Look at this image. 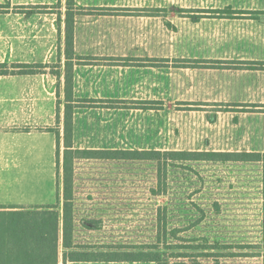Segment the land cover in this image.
<instances>
[{"label": "rangeland", "instance_id": "1", "mask_svg": "<svg viewBox=\"0 0 264 264\" xmlns=\"http://www.w3.org/2000/svg\"><path fill=\"white\" fill-rule=\"evenodd\" d=\"M4 1L0 58L40 63L48 71L59 101L53 129L60 168L57 176L55 155H41L31 177L8 178L0 199L53 204L58 183L63 207L68 1L80 10L73 38V149L264 151V11L175 8L172 0H32L9 11ZM184 164L169 168L161 193L154 161L74 158V241L93 250H134L155 241L159 206H166L168 231L178 229L180 238L264 239L262 162ZM212 251L223 254L197 261L264 264V249Z\"/></svg>", "mask_w": 264, "mask_h": 264}, {"label": "trees", "instance_id": "2", "mask_svg": "<svg viewBox=\"0 0 264 264\" xmlns=\"http://www.w3.org/2000/svg\"><path fill=\"white\" fill-rule=\"evenodd\" d=\"M70 2L64 18V153L62 162L63 207L59 209V192L53 204L32 206H7V213L1 219L4 222L0 230V264H66L70 261H143L154 264H202L199 256H217L223 254V248L264 249V239L260 243L230 244L207 237L180 238L178 229L168 231L166 206H159L156 221V239L150 243L134 245V250L105 251L93 250L87 245H78L74 241V215L72 204L74 158H94L111 160H143L156 163L159 192H166V177L170 167L186 166V162L198 161H256L263 163L264 151H214L188 149H73L72 147V69L74 56V17L70 11ZM6 63H0V74L7 73ZM21 67V72H35L42 65L13 64ZM13 71V70H12ZM60 77L59 71H50ZM59 103V101H58ZM59 106V105H58ZM59 107H57V120ZM54 131V129H51ZM55 132V131H54ZM59 137L56 135V168L59 175ZM58 188V183H57ZM154 190V189H153ZM4 210V206H0ZM264 225V217H263ZM172 237V239H171ZM170 238V239H169ZM218 262V261H217Z\"/></svg>", "mask_w": 264, "mask_h": 264}, {"label": "crops", "instance_id": "3", "mask_svg": "<svg viewBox=\"0 0 264 264\" xmlns=\"http://www.w3.org/2000/svg\"><path fill=\"white\" fill-rule=\"evenodd\" d=\"M6 1H9V11H17L16 6L24 9L29 2L32 3V0ZM172 1L175 2V8L200 9L201 11L208 8L218 11H229L228 9L264 11V0ZM4 3V0L0 1V4ZM77 8L79 7L75 4L69 8L70 11L76 12L74 19L80 14ZM65 9L67 10V4ZM0 63H6L8 66L13 64L41 65L11 57L0 58ZM11 68L13 71L9 70L7 73L0 74V188L7 186L10 176L31 177L41 155L48 158L49 154L51 157L54 154L56 158V133L51 129L56 123L58 124V100L53 95L54 91L51 89L48 78L49 73L41 66L35 67L37 71L32 73L19 71L21 67ZM57 191L58 188L56 199ZM46 202L41 201L40 203L46 204ZM14 205L32 206L25 201L7 197L0 199V206ZM140 262L142 261H70L66 264H139ZM148 263L154 264L153 262Z\"/></svg>", "mask_w": 264, "mask_h": 264}]
</instances>
